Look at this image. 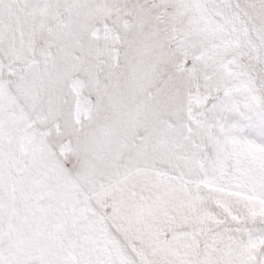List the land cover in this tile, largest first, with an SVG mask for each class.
Wrapping results in <instances>:
<instances>
[{"label":"snow or ice","instance_id":"1","mask_svg":"<svg viewBox=\"0 0 264 264\" xmlns=\"http://www.w3.org/2000/svg\"><path fill=\"white\" fill-rule=\"evenodd\" d=\"M0 264H264V0H0Z\"/></svg>","mask_w":264,"mask_h":264}]
</instances>
